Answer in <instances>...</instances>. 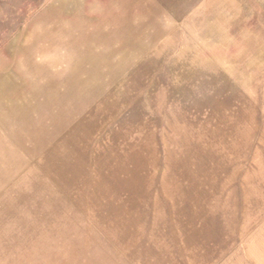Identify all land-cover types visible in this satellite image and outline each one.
<instances>
[{"label":"rangeland","instance_id":"1","mask_svg":"<svg viewBox=\"0 0 264 264\" xmlns=\"http://www.w3.org/2000/svg\"><path fill=\"white\" fill-rule=\"evenodd\" d=\"M0 264H264V0H0Z\"/></svg>","mask_w":264,"mask_h":264}]
</instances>
